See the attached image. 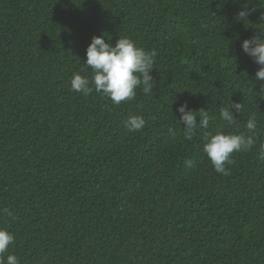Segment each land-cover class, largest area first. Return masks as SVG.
I'll return each instance as SVG.
<instances>
[{
	"label": "trees",
	"instance_id": "obj_1",
	"mask_svg": "<svg viewBox=\"0 0 264 264\" xmlns=\"http://www.w3.org/2000/svg\"><path fill=\"white\" fill-rule=\"evenodd\" d=\"M100 35L155 51L152 95L138 88L117 106L70 89L76 73L91 79L82 65ZM258 36L264 0H0V228L15 237L4 255L264 264V81L241 51ZM184 103L210 117L191 140L177 123ZM231 103L243 110L226 126ZM253 113L256 144L231 155L230 175L215 172L205 134L247 135ZM135 115L145 126L129 132Z\"/></svg>",
	"mask_w": 264,
	"mask_h": 264
},
{
	"label": "clouds",
	"instance_id": "obj_2",
	"mask_svg": "<svg viewBox=\"0 0 264 264\" xmlns=\"http://www.w3.org/2000/svg\"><path fill=\"white\" fill-rule=\"evenodd\" d=\"M246 15L247 12L242 10L238 16L245 19ZM106 39L105 35L91 38L82 65L84 69H91V79L76 73L70 80V89L85 95L95 91L117 106L122 102L133 100L138 88L143 94L152 95L153 77L150 73L154 69L155 51L146 52L127 37L118 38L114 44L106 42ZM241 51L259 66L255 72V79L264 81V38L258 36L244 40L241 43ZM261 91H264V85H261ZM242 110V103H231L228 107L219 109V116L226 122V126L236 125L237 119L234 118L233 112L240 114ZM176 111L179 113V120H175L179 125H183L181 130L187 140L195 136L198 128L207 129L209 126V114L203 109L193 111L184 103ZM124 125L129 132H136L143 129L145 120L139 115L130 116L124 121ZM245 127L247 135L225 134L224 131H217L214 135L205 134L203 152L215 172L225 176L230 175L226 165L232 163L231 155L234 152L249 151L254 147L259 131L255 113L250 115ZM169 131L172 132V129ZM260 158L264 159V148L260 152ZM8 215L11 216V213ZM14 239L12 233L0 228V264H19L16 255H4L14 243Z\"/></svg>",
	"mask_w": 264,
	"mask_h": 264
}]
</instances>
